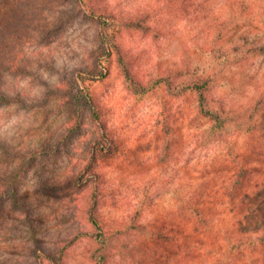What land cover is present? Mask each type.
Returning <instances> with one entry per match:
<instances>
[{
  "label": "clouds",
  "instance_id": "9594fccd",
  "mask_svg": "<svg viewBox=\"0 0 264 264\" xmlns=\"http://www.w3.org/2000/svg\"><path fill=\"white\" fill-rule=\"evenodd\" d=\"M260 161L264 0H0V264H264Z\"/></svg>",
  "mask_w": 264,
  "mask_h": 264
},
{
  "label": "trees",
  "instance_id": "16d2710c",
  "mask_svg": "<svg viewBox=\"0 0 264 264\" xmlns=\"http://www.w3.org/2000/svg\"><path fill=\"white\" fill-rule=\"evenodd\" d=\"M260 167L252 170L251 173L245 169L240 170V174L233 177V174L218 173L225 183L232 180L233 191L227 197V210L238 205L241 211H246L248 215L257 217V223L264 224V161H260ZM247 189V190H246ZM252 191V195H249ZM224 207V205H221ZM225 214H228L226 211ZM161 243H165L161 241Z\"/></svg>",
  "mask_w": 264,
  "mask_h": 264
},
{
  "label": "rangeland",
  "instance_id": "374dc122",
  "mask_svg": "<svg viewBox=\"0 0 264 264\" xmlns=\"http://www.w3.org/2000/svg\"><path fill=\"white\" fill-rule=\"evenodd\" d=\"M77 195H79V193H77ZM68 201H65V203H67Z\"/></svg>",
  "mask_w": 264,
  "mask_h": 264
}]
</instances>
